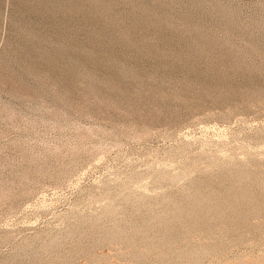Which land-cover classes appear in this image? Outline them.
<instances>
[{
	"label": "rangeland",
	"instance_id": "374dc122",
	"mask_svg": "<svg viewBox=\"0 0 264 264\" xmlns=\"http://www.w3.org/2000/svg\"><path fill=\"white\" fill-rule=\"evenodd\" d=\"M0 264H264V0H0Z\"/></svg>",
	"mask_w": 264,
	"mask_h": 264
}]
</instances>
